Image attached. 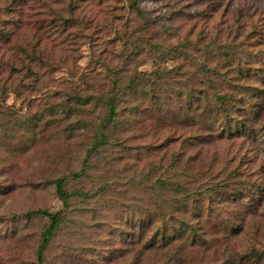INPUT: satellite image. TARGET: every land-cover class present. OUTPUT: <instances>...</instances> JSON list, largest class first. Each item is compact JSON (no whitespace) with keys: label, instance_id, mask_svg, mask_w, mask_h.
Returning <instances> with one entry per match:
<instances>
[{"label":"rangeland","instance_id":"1","mask_svg":"<svg viewBox=\"0 0 264 264\" xmlns=\"http://www.w3.org/2000/svg\"><path fill=\"white\" fill-rule=\"evenodd\" d=\"M16 20L0 33V264H37L36 210L62 218L44 264H264V0H0V30ZM217 95L240 111L215 115ZM238 114L241 135H222ZM166 176L228 187L172 197L150 185Z\"/></svg>","mask_w":264,"mask_h":264},{"label":"trees","instance_id":"2","mask_svg":"<svg viewBox=\"0 0 264 264\" xmlns=\"http://www.w3.org/2000/svg\"><path fill=\"white\" fill-rule=\"evenodd\" d=\"M13 26L12 27H4L3 29L0 30V33L2 34V38H4V40H7V38L11 35H13L15 29H17L19 27V21H13L12 22ZM229 98V97H228ZM226 98L225 95H217V97L215 98V103H218L216 107H214V111H215V115H225L226 113V103L229 102V104H231L230 106L232 108H239V106L236 103V106L234 104V101L236 100H232L233 98L230 97V99ZM227 101V102H226ZM104 103L108 109V115L107 117V123L110 124L113 122V120L116 118V111H115V100L113 96L110 97H106L104 99ZM261 108H263L261 105H259L256 109L254 114L256 115L258 110H260ZM238 111H240V108L238 109ZM242 117L238 114L235 116H231L229 117V123L230 126H228L227 128H223V133L222 135L226 136V137H238L239 135H241L242 130L241 128L244 126V123L242 121ZM236 172V171H235ZM66 178H60V179H56L54 181V187H55V191H56V195L58 197V199L62 202V205L64 207H66L68 205V201H69V193L66 191ZM192 182V181H191ZM195 182H192L191 184H194ZM151 187H155L157 190L161 189L164 192H169V194H171L172 197H180L181 195H183L184 198H191L192 196H196V195H201L203 194L204 196H208V193L210 192H214V191H219L222 187H225L226 185L223 182H216L214 180H208V181H200L199 183H197V186L195 185H188V187H186L185 189H183V187H181V185H179L178 182L176 181H172V178H170L169 176L163 177L162 178H158L155 180V182H152ZM228 187V186H226ZM258 188V187H256ZM229 197H232V199L238 198L237 196L240 197L241 193L243 192H238L236 189L233 190H229ZM245 193H247L248 189L245 188L244 189ZM230 199V198H228ZM174 204L171 202L167 203H162L161 206L159 207V213L157 214L159 216H161L163 218V216L165 214H167L168 216L170 215L171 217H173V213H174ZM27 217H33V216H42L44 217V219L46 218L48 221V225L46 226L45 230L43 231L42 235H41V244L39 246V249L37 251V264H44L43 263V255H44V249L46 247V245L49 243L50 239L53 237V235L55 234V232L58 230L60 222H61V214L60 213H50L46 210H36V211H31L29 213L26 214ZM151 218H154L153 216L149 215L148 217H146V221L149 220L150 223H152L150 220ZM194 228H192V232L190 234H192V236L194 237H200L199 233L197 232V230H193ZM146 231H148V226L146 228ZM158 235L159 239H165L167 240H172L174 238V236H165L164 233H158L156 234ZM157 238V239H158ZM245 258H248L249 260L251 259V261L253 262H257L258 258H259V254L254 252V250H252V252H250L249 255H246Z\"/></svg>","mask_w":264,"mask_h":264}]
</instances>
